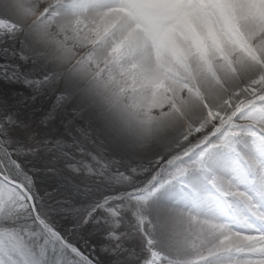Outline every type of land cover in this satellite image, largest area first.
<instances>
[{
    "label": "rangeland",
    "instance_id": "rangeland-1",
    "mask_svg": "<svg viewBox=\"0 0 264 264\" xmlns=\"http://www.w3.org/2000/svg\"><path fill=\"white\" fill-rule=\"evenodd\" d=\"M15 1V6H6L0 0V127L5 126L10 136L7 141L10 166L15 167L16 171L22 170L14 172L23 175L28 183L33 182L31 178L35 180V176L26 171L24 166L31 169L47 165L60 168L51 181H40L45 186H55L53 190L62 181L60 170L63 169L73 171L77 176L84 173L91 177L95 174L94 178L105 184V191L116 192L107 195L101 204L80 218V213L76 211L78 205L72 207L68 199L70 202L76 199V191L89 181L93 183L90 187H93L94 180L93 177H78L82 184L73 182L69 197H65L66 201L59 192L49 193L39 212L35 199L25 190L27 187L22 180H17L22 186L21 190L3 179V176L8 179L12 176L0 159V255L4 258L9 255L12 264H159L153 243L155 226L148 224L145 217L150 200L149 191L179 181L186 169L198 168L201 164L200 158H197L198 148L207 135L215 133L214 129L222 127V137L230 134L244 136L242 139L246 142H242L239 147L236 144L227 145L229 140L225 141L224 145L231 149L244 147L249 139L254 143L260 138L263 139L264 147V136H257L264 117V101H260L264 99V25L255 20L254 29L250 34L243 35L239 33L237 24L229 23L227 19L222 22L225 24L221 25L222 31L216 32L211 28L207 32L205 44L196 47L197 54L203 49L210 52L204 68L214 67L211 70L215 69V73L220 72V67L252 59L259 63L254 67L261 68L257 81L247 88H244L247 82L234 73L233 82L241 87L242 98L232 100L222 111L215 113L207 102L209 84L204 82L212 78L214 72H187L193 60L186 54H161L160 59H155L156 66L152 70L148 69L146 63L135 62L133 55L121 54L116 44L119 36L109 33L107 26L93 14L95 2L65 0L60 4V0ZM197 1L188 0V3L195 5ZM159 2L163 10L166 7L164 5L169 3L168 0ZM254 4L259 8L264 6V0H255ZM66 15L68 20H64ZM151 24L149 30L161 32L162 20L153 19ZM30 33L38 44H42V50L37 46L32 47ZM92 43L94 47L87 49ZM98 49L103 50V56L101 62L96 63L95 55L100 52ZM69 52L71 55L67 56ZM61 60H65L67 64L63 63L66 66L69 64V67L64 68L62 64L61 69H58ZM74 70L86 72L83 77L87 82L94 80V85L101 84L99 88L95 86L94 90H101L105 83L113 84V92L121 95L120 102L123 105L134 97L139 99L146 95L157 98L153 110L147 114L157 119L174 115L181 119L180 134L175 139L177 145L173 149L164 146L161 152L154 150L152 154L144 156H135L122 149L117 138L105 129V115L93 107L95 103L92 101H81L82 89L72 88L70 73ZM150 74L156 76L152 84L147 80ZM223 77L230 83L229 77ZM213 85L224 95L227 94L225 85L224 88L218 83ZM12 98H20V102L14 99V105L10 101ZM96 98L97 95L88 100L96 102ZM163 105L167 108H163ZM194 106L202 110L198 114L199 120L187 122L185 115L194 111ZM144 111L148 110L143 109L142 116H146ZM66 144L75 150V164L78 165L71 166L69 151L64 154L62 150L55 149L60 145L66 147ZM11 156L13 159H10ZM49 157H57L54 161L58 162L46 164ZM84 160L90 161L89 167L93 166L96 171L85 170ZM251 161V165L248 163L243 172L247 178L245 175L244 178H236L239 183L244 179L251 182L264 179V163L262 165L254 158ZM257 168L259 173L256 172ZM211 176L205 173L209 184ZM37 179L39 176L36 175ZM132 183L141 185L135 188L131 186ZM128 187L126 192H121ZM219 187L218 184L210 188L217 191L215 197L231 195L227 189ZM88 190L94 192V196L104 192L97 186ZM187 190L190 207V203H194V206L202 204V195L206 194L195 188ZM237 192L232 195L235 196ZM207 197H212V194ZM79 201L85 204L84 198ZM243 205L249 212L251 206L259 211L257 198L248 203L242 202L240 206ZM196 210L199 216L201 211L198 208ZM242 210L238 212L239 215L245 214ZM189 213L194 220L198 219L192 211ZM257 221L264 224V216ZM35 222L40 227H36ZM65 222H70L72 226L66 227ZM196 225L197 221H192L189 226L181 222V233L190 236ZM229 225L231 222L226 220L220 231L210 233L214 239L218 238L219 232L229 233L235 242L258 236L260 243L244 247L235 255H223L221 263L264 264V257L247 256L264 251V232L243 234L228 228ZM204 236L205 241L207 235ZM186 249L188 252L197 251L191 243H187ZM1 261H4L3 258H0Z\"/></svg>",
    "mask_w": 264,
    "mask_h": 264
},
{
    "label": "bare ground",
    "instance_id": "bare-ground-1",
    "mask_svg": "<svg viewBox=\"0 0 264 264\" xmlns=\"http://www.w3.org/2000/svg\"><path fill=\"white\" fill-rule=\"evenodd\" d=\"M3 1L6 6L16 5L15 0ZM91 1L92 4L93 2L96 3L93 14L107 26L109 33L119 36L121 42L116 39V44L119 46L120 53L133 55L132 58L135 62L146 63L149 65L148 69L151 68V70L155 68L153 66H156L155 59H160L161 54L169 56L186 54L189 59L193 60L192 64H189L187 72L210 71L214 67L204 68V64L209 60L210 52L203 49L201 53L197 54L195 49L197 46L201 47L205 44L207 32L211 28L220 32L222 31L221 25H225L222 22L229 19V23L231 21L237 24L239 33L246 35L254 29L255 20L258 21V24L264 25V6L256 8L255 0H198L195 5L188 3V0H168L169 3L164 5L166 6L164 10L159 0ZM64 2L65 0H60V4ZM153 19L162 20L161 32L156 33L149 30L152 27L151 21ZM64 20H68L67 15ZM29 37L32 47L37 46L42 50V44L36 42L37 39L32 37V33ZM94 44H89L87 49L94 47ZM98 51L100 52L95 55L96 63L101 62L100 59L103 56L101 53L103 50L98 49ZM131 51H135V53L131 54ZM66 54L67 56L71 55L70 52ZM61 61L58 63V69H61L60 65L62 64L65 66L64 68L69 67V64L66 66L65 60ZM257 63L258 60L252 59L226 65L224 68L220 67L219 73H215V69L211 70V73L214 72L215 74L213 73V77L204 82L209 84L207 86V102L212 112L218 113L232 100L242 98L241 87L233 82V74H239V79H244L247 82L244 85V88H247L253 85L260 75L261 68L254 67ZM72 72L70 73L72 88L82 89L80 92L81 101H92L95 103L93 107L105 115L103 119L105 129L117 138V143L122 149L135 156H144L152 154L154 150L161 152L164 146L167 149H173L177 145L175 139L177 134H180L181 119L175 118V115L171 118L157 119L147 114L153 110L157 98L152 99L151 96L146 95L139 99L134 97L129 103L123 105L120 102L121 95L113 92L115 87L113 84L105 83L102 89L97 91L94 90L95 86L99 88L101 84L96 83L97 85H94V80L87 82L83 77L86 72L80 70ZM222 74L230 78V83L227 78L224 79ZM155 77L154 74H150L147 78L148 83H154L152 81ZM215 83L223 88L225 85V88H228L227 94L224 95L223 91L214 86ZM95 95H97L96 102L93 99L88 100L89 97L91 99ZM260 101H264V99ZM163 108H167V106L163 105ZM143 109L148 110L144 111L146 116L141 115ZM193 110L185 115L187 122L199 120L198 114L202 110L198 106H194ZM173 118L176 121L173 122ZM262 121V127L257 136H264V117H262ZM222 129V127L214 129L215 133L207 135L205 141L198 148L197 158L201 160L198 168L186 169L180 175L179 181L164 185L155 191L152 189L149 191L150 200L147 204L145 217L148 224L155 226L153 243L157 249L156 255L159 264H222L223 255H235L238 250H244V247L260 243L258 236H253L252 239L248 238L246 241L243 239L240 242H235L229 233L219 232L217 239H214L213 234L210 233L220 231L223 228V223L228 219L235 224L238 231H262L258 226L244 223L245 215H241L242 220H240L238 212L242 210V206L239 205L240 202L248 203L257 198L259 206L264 204L262 198L264 197V179L257 182L244 179L239 183L236 178H244V175L247 178L246 174L243 173L244 168L248 163L251 165L253 158L263 165L264 147L262 146L263 141H261L263 139L260 138L254 143L249 139L244 147L231 149L224 145V142L229 140L227 145L236 144L239 147L242 142H246L243 140L244 138L242 139L244 136L230 134L222 137ZM230 136L235 137L231 138ZM256 170L259 173V169ZM238 171L240 172L237 173ZM206 172L212 175L210 184L205 177ZM218 184L219 188L227 189L231 195L237 190L236 198L227 195L215 197L217 191L210 188L216 187ZM193 188L206 195L212 194V197L206 198V195H202V204L197 203L194 206V203H190L192 206L190 207L187 203L190 199L186 194L187 189L192 190ZM196 208L201 211L199 216L196 214ZM191 211L198 216L197 220L193 219L189 213ZM255 216L259 217L258 214ZM192 221H197L196 228L192 230L190 236H184L181 233L183 231L181 222L189 226ZM255 222L257 223V221ZM211 234L212 236L208 237ZM204 235H207L205 241L203 240ZM198 238L200 240L194 244L193 242ZM187 243L193 244L197 251L188 252ZM10 252L12 251L10 250ZM253 255L264 257V251L254 252L247 256L252 257ZM0 258L4 260L0 264H12L9 255H6L5 258L0 255Z\"/></svg>",
    "mask_w": 264,
    "mask_h": 264
},
{
    "label": "trees",
    "instance_id": "trees-1",
    "mask_svg": "<svg viewBox=\"0 0 264 264\" xmlns=\"http://www.w3.org/2000/svg\"><path fill=\"white\" fill-rule=\"evenodd\" d=\"M14 99H17L16 101L20 102V98H14ZM14 99L12 98V100H10V101H12V103H13ZM14 105H16L15 102H14ZM6 130L7 129L5 126L0 127V159L2 160L3 164L7 167L8 173L12 176L11 178H13L15 180H22L23 181L24 185L27 187V189L33 195V198L35 199V203L37 204V208H38L39 212L41 210V207L43 206V203H44L46 196H48L49 193H52V194L55 193L56 194L57 192H59V195L61 197H63L64 199H65V197H69V193L72 191L73 182H78L77 184H82V182L79 183V180L77 179L78 177H80V179H86V178L93 177V180H94L93 187H90L93 183H91L89 181V182L85 183V186L82 185V187H80V189H78V191H76V194H77L76 199L71 200V202H70V199H68V202L72 204V207H75L74 204L78 205V207L76 208V211H78L80 213V218H82L90 210H92L93 208L98 206L104 200V198L107 195L114 194L116 192L115 190H106L105 191L104 190L105 184L97 181L94 178L95 174L94 175L92 174L93 176L90 175L91 177H89L88 174H84V173L77 176L76 174L73 173V171H70V170L65 171L63 169H61L62 171L60 170V172L62 173V175H60V178H62V181L60 182V185H58V187L53 190V188H55V186L54 187L45 186V183L47 181H51L52 180L51 178L59 172L60 168H53L52 165H47L44 168L43 167L42 168L36 167L35 169H34V167H32V169H31L30 167L24 166V169L26 171L31 172L32 175L35 176L34 177L35 180L30 177L33 180V182L31 181V183H33V185L31 183H28V181L25 179V177L23 178V175L20 176L21 174H15V172H19V171L22 172V170L19 169L18 171H16V170H14L15 167L10 166L11 161L9 160V156L7 155V150L9 148L8 147L9 143H7V141L10 139V136L7 135ZM3 133H4V135H3ZM51 148H54V147H52V145H51ZM70 148H72V147L69 146L68 144H66V147H65V145H60V146L56 147L55 149L62 150L64 152V154H68V151H69L70 153L68 156L73 161V162L70 161L71 166H76L78 164H75V155H74L75 150L73 148L70 150ZM64 158L68 159L67 156L66 157L64 156ZM10 159H13V157L11 156ZM54 160H57V157H54V158L49 157V160L46 164H52L54 162H58V161H54ZM60 162H64V161L61 160ZM35 163L41 164L39 161H36ZM43 165H45V164H43ZM84 165L87 167V168H84L85 170L90 169V170H92V172L96 171L93 166L89 167L91 165L90 161L84 160ZM19 168H20V166H19ZM35 173L37 176H39V179H37V180H36ZM40 181H43L45 183L42 184ZM144 181H146V180H144ZM144 181H142V182H144ZM88 184H90V185H88ZM86 185H88V186H86ZM139 185H141V184H139ZM139 185L133 184V183L131 184L132 187H137ZM96 186L101 188L102 190H104V192L102 194H97L96 196H94L95 193L92 192L91 190H88V189L96 188ZM128 189H129V187L126 189H123L121 192H126ZM89 195H90V198L88 199ZM91 195H93V196H91ZM78 197H79V199H78ZM80 198L85 199V204L82 205L80 203V201H79ZM65 201H66V199H65ZM64 207H66V206H64ZM65 224H66V227H68V228H69V226L70 227L72 226V224H70V222H65ZM35 225H36V227H40L39 224L36 222H35ZM74 225H75V223H74Z\"/></svg>",
    "mask_w": 264,
    "mask_h": 264
},
{
    "label": "water",
    "instance_id": "water-1",
    "mask_svg": "<svg viewBox=\"0 0 264 264\" xmlns=\"http://www.w3.org/2000/svg\"><path fill=\"white\" fill-rule=\"evenodd\" d=\"M3 179H4L5 181H7L8 183L14 185V186H18V184H17L16 182H14L13 180H10V179H8V178H6V177H4V176H3Z\"/></svg>",
    "mask_w": 264,
    "mask_h": 264
}]
</instances>
